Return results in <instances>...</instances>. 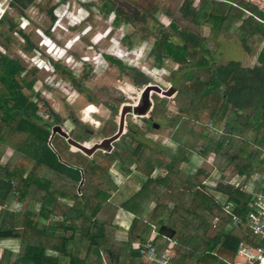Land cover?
Masks as SVG:
<instances>
[{
	"label": "trees",
	"instance_id": "1",
	"mask_svg": "<svg viewBox=\"0 0 264 264\" xmlns=\"http://www.w3.org/2000/svg\"><path fill=\"white\" fill-rule=\"evenodd\" d=\"M199 1L192 17L196 24L213 30L230 29L238 24L237 30L245 43L252 40L258 46L264 41V11L257 5L234 0ZM34 2L14 0L13 5L25 10ZM103 3L109 6L110 1ZM114 23L120 25L119 14L115 15ZM157 43L160 44L157 65L165 55L181 70L186 69V82L177 89L182 106L173 107L153 94V112L166 117L167 125L175 128L171 137L177 143L176 148L144 143L138 135L145 130L128 114V130L113 142V148L97 150L91 156L72 150L67 139L58 133L50 145L53 125L59 123L57 113L46 107L54 123L42 117L38 103L24 93L25 88L32 90L30 74L18 60L0 53V144L14 134L26 136L17 147V156L5 162L0 156V220L6 223L0 229H13L20 238L14 259L11 261L12 251H4L5 260L0 264H93L71 253L70 245L77 236L89 240L88 254L96 256V264L102 262L105 252L111 257L119 256L123 243L117 239L119 226L114 223L119 206L111 201V191L117 187L110 173L116 162L127 172L135 165L143 177L141 187L123 203L134 214L127 243L136 241L144 247L156 230L153 243L158 255L172 242V264H231L242 242L259 241L242 223L235 226L234 216L245 220L251 208V194L229 184L228 174L255 176L256 191H264V45L259 48L254 66L232 60L216 67L205 79L193 66L206 65V61L189 60L187 44L180 46L167 36L159 37ZM106 58L122 65L111 55ZM75 85L82 91L79 83ZM249 108L251 111L247 112ZM142 120L147 128L156 127L153 120ZM185 120L192 122V127L209 120L222 134L207 132L203 125L196 141L190 142L179 134ZM117 127L109 119L101 136L113 135ZM69 135L80 142L93 137L91 129L79 121ZM196 150L206 164L188 172L183 165L189 163ZM156 168L162 173L154 175ZM214 168L220 172V181L215 192H211L205 180ZM216 192L231 203V212L226 210L224 201L217 199ZM16 201L26 208L39 203V210L32 214L48 220V225L40 227L28 217L27 210L10 209L8 205ZM151 202L154 207L147 215ZM166 211L169 215L163 218ZM162 225L175 230L171 239L158 234ZM49 249L68 256V262L48 254ZM128 264L156 263L134 248Z\"/></svg>",
	"mask_w": 264,
	"mask_h": 264
},
{
	"label": "rangeland",
	"instance_id": "2",
	"mask_svg": "<svg viewBox=\"0 0 264 264\" xmlns=\"http://www.w3.org/2000/svg\"><path fill=\"white\" fill-rule=\"evenodd\" d=\"M107 1H110L109 6L103 3L104 0H35L25 10L12 5L0 20V53L18 60L32 79V90L25 88L24 93L38 103L40 114L51 123L55 121L47 114L46 107L57 113L59 123L53 126L61 125L69 133L79 121L91 129L93 137L86 141L89 145L105 138L101 131L109 119L118 125L120 111L125 105H136L141 101L146 85L178 89L186 82V69L181 70L170 57L164 55L162 63L156 64L159 37H170L180 46L187 44L189 60L206 61V65L193 66V70L205 79L216 67L232 60L240 61L244 66H254L259 48L264 45V41L258 46L252 40L245 43L237 30L238 24L224 30L196 24L192 17L199 0ZM234 1L251 2L264 11V0ZM116 14L121 17L120 25L114 23ZM126 35L129 37L124 41ZM106 55L119 59L122 65L110 61ZM75 83L81 85L82 91ZM153 94L173 107L182 106L177 93L165 96L156 92L151 95L153 105ZM173 107L171 110H175ZM131 117L145 130L138 135L144 143L176 148L177 143L171 137L175 128L169 127L168 119L153 112V108L146 116L133 112ZM143 118L153 120L156 127L147 128ZM185 121L179 134L190 142L196 141L203 125L207 132L222 134L209 120L193 127L192 122ZM125 128L127 131V120ZM25 137L24 134H14L9 141L0 144L3 162L18 155L17 147ZM197 143L200 145V140ZM197 154V150L192 153L194 163L206 164L197 160ZM114 164L111 174L115 171ZM228 176L229 179L236 173L229 172ZM133 191L134 187L122 190L128 194ZM114 201H121L120 192L115 194ZM8 207L19 212L27 210L28 217L40 227L49 223L33 216L32 212L39 210V203L26 208L21 201H16ZM2 216L7 214L2 213ZM2 225L6 226V223L1 221L0 227ZM0 248L3 249L0 262L5 260L4 251L14 253L12 261L19 251L20 238L2 239Z\"/></svg>",
	"mask_w": 264,
	"mask_h": 264
},
{
	"label": "built area",
	"instance_id": "3",
	"mask_svg": "<svg viewBox=\"0 0 264 264\" xmlns=\"http://www.w3.org/2000/svg\"><path fill=\"white\" fill-rule=\"evenodd\" d=\"M13 3L14 0H0V20L11 10ZM219 181V178L212 177L205 180V184L209 191L215 192ZM228 183L235 187H241L244 191L251 194V208L244 221L234 216L235 226L242 223L259 239V241H255L256 244H251L247 241L242 242L237 249L236 258L231 264H264V191H256L255 176L247 178L245 175H236ZM215 195L218 200L223 196L220 192H216ZM224 202L226 203V210L231 212V203H227L226 199ZM10 209L12 208L10 207ZM156 234L157 231L153 230L148 243L144 247L136 244L135 248L140 249L142 255L156 264H172L171 259L174 254L171 250L172 245L162 255H158L157 248L153 243ZM48 254H55V252L48 251Z\"/></svg>",
	"mask_w": 264,
	"mask_h": 264
},
{
	"label": "crops",
	"instance_id": "4",
	"mask_svg": "<svg viewBox=\"0 0 264 264\" xmlns=\"http://www.w3.org/2000/svg\"><path fill=\"white\" fill-rule=\"evenodd\" d=\"M194 153V152H193ZM194 155V154H193ZM190 156V161L189 163H186L183 165V167L189 171L190 169L197 168L199 167V164L194 163V156ZM193 156V158H192ZM198 159L200 162L201 160L204 162L205 159L200 155L197 154ZM204 159V160H203ZM114 168V173L111 174L113 181L116 184L117 189L114 190L112 193V198L111 201L113 202L114 196L117 192H120V199L121 201L117 203V201L113 202L114 204L119 206V209L116 213L115 216V221L114 223L119 226V229L116 233L117 239L120 240L123 245H122V250L119 256L111 257L110 254L108 253H103L102 254V262L99 264H128L130 262L131 258V251L132 249L135 248V245L138 244L136 241H133L132 243H127V238H128V231L129 228L133 222L134 219V214H132L130 211H128L124 206L123 203L126 202L131 198V196L141 187V184L143 182V177L136 171L135 165L131 166L130 171H123L119 167V163L116 162L113 166ZM162 173V170L160 168H156L154 170V175ZM219 178L220 177V172L216 168H214L211 171L209 178ZM235 176L229 178L230 180L234 179ZM220 180V178H219ZM129 187H134L135 191L132 193H125L122 192L123 189H129ZM222 201H224L226 198L224 196L220 197ZM154 207V203L151 202L149 206L147 207L146 214L149 215L151 213L152 209ZM169 215V211H166L163 214V218H167ZM48 221V220H47ZM153 232V231H152ZM152 234V233H151ZM13 237H18L13 236ZM2 239H5L4 237H1ZM6 238H12V237H6ZM0 239V240H2ZM172 245V242L170 243ZM88 248H89V240L85 237L81 238L79 236L75 237V239L72 241L70 245V250L73 255L78 256L79 258L82 259H87L89 262L96 264V256L94 254H88ZM1 249V248H0ZM3 249H1L0 254H2ZM172 250V249H171ZM48 251L55 252V254H50L54 256H59L62 262H68L69 257L66 255L59 254L57 251L49 249ZM173 252V251H172Z\"/></svg>",
	"mask_w": 264,
	"mask_h": 264
},
{
	"label": "water",
	"instance_id": "5",
	"mask_svg": "<svg viewBox=\"0 0 264 264\" xmlns=\"http://www.w3.org/2000/svg\"><path fill=\"white\" fill-rule=\"evenodd\" d=\"M152 92H156L165 96H171L173 93H177V89L174 86H169L168 88L164 89L160 85L157 84H148L144 87L142 90V95H141V105L140 106H132V105H125L121 111H120V116H119V121H118V127L117 131L108 137L103 138L99 142H95L92 145H89L86 142H80L74 138H72L68 131H66L61 125H55L52 128V133L49 138L50 145L51 140L53 136L58 133L65 137L70 144L71 148H75L78 151H81L85 153L86 155H92L95 153L97 150H106V149H112L113 148V142L118 140L122 134L126 132V115L129 113H137L141 116H146L148 111L152 110L153 108V102L151 99ZM84 179L80 181V185L83 184ZM158 234H161L169 239L173 237L175 234V230L167 227L165 225H162L159 230ZM18 233H16L13 229H3L0 231V237H13L17 236Z\"/></svg>",
	"mask_w": 264,
	"mask_h": 264
},
{
	"label": "flooded vegetation",
	"instance_id": "6",
	"mask_svg": "<svg viewBox=\"0 0 264 264\" xmlns=\"http://www.w3.org/2000/svg\"><path fill=\"white\" fill-rule=\"evenodd\" d=\"M141 105V101L140 102H138L136 105H132V106H140ZM129 114H131V113H129ZM128 115V114H127ZM127 115H126V120H127Z\"/></svg>",
	"mask_w": 264,
	"mask_h": 264
}]
</instances>
